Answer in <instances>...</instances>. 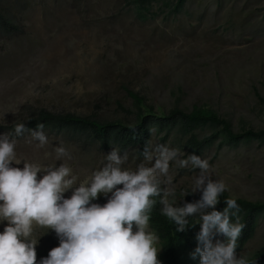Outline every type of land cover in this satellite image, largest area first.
Returning a JSON list of instances; mask_svg holds the SVG:
<instances>
[{
    "label": "rangeland",
    "instance_id": "374dc122",
    "mask_svg": "<svg viewBox=\"0 0 264 264\" xmlns=\"http://www.w3.org/2000/svg\"><path fill=\"white\" fill-rule=\"evenodd\" d=\"M173 2L147 4L141 18L134 0H0V12L20 28L0 31V133L11 134L14 123L41 108L128 122L135 107L127 91L156 111L202 106L228 119L234 131L262 128L264 0H187L177 13ZM212 130L207 126L198 134ZM43 131L48 138L43 147L28 133L11 134L18 160L41 168L64 163L73 170L74 186L87 183L111 151ZM219 141L201 156L209 161L212 178L222 180L232 197L264 201V143ZM182 142L173 135L163 145L179 149L186 159L190 154ZM57 147L71 158L58 160ZM120 152L128 154V169L140 162L151 166L133 149ZM198 172L170 165L175 191L170 202L182 201ZM99 201L106 203L103 196ZM31 238L38 262L58 246L47 228L34 226ZM263 244L264 215L238 256L247 257ZM155 247L160 250L159 240Z\"/></svg>",
    "mask_w": 264,
    "mask_h": 264
},
{
    "label": "clouds",
    "instance_id": "9594fccd",
    "mask_svg": "<svg viewBox=\"0 0 264 264\" xmlns=\"http://www.w3.org/2000/svg\"><path fill=\"white\" fill-rule=\"evenodd\" d=\"M43 129V124L29 129L18 123L14 132L17 137L28 133L43 147L48 143ZM16 148L11 134L0 133V264H161L155 247L158 237L148 230L155 197H160L162 214L178 232L190 227V217H199L191 259L199 258V264H249L237 254V241L246 227L240 222L241 208L229 198L226 207L217 210L227 185L214 180L209 161L195 153L182 159L179 149L148 144L142 155L151 166L140 162L131 170L124 167L127 152L122 155L113 147L90 180L74 186L76 177L66 164L41 168L18 160ZM55 153L58 160L71 158L64 147ZM173 162L199 170L191 192L185 194L199 193V199H183L179 206L170 202L175 195ZM101 196L106 203L97 202ZM34 226L54 231L59 240L39 262L37 242L31 238Z\"/></svg>",
    "mask_w": 264,
    "mask_h": 264
},
{
    "label": "trees",
    "instance_id": "16d2710c",
    "mask_svg": "<svg viewBox=\"0 0 264 264\" xmlns=\"http://www.w3.org/2000/svg\"><path fill=\"white\" fill-rule=\"evenodd\" d=\"M134 1L137 3L138 14L144 18L142 11L145 10L146 5L157 0ZM186 1L174 0L171 7L172 12L177 13L181 10ZM165 4L168 5V2L166 1ZM0 31L17 33L20 28L15 25L12 17L0 12ZM127 92L133 99L135 107L131 111L133 115L131 121L106 120L70 112L57 113L41 108L24 121L14 123L10 133L15 134L14 128L18 123H24L29 129H36L38 124H43L44 129L62 134L68 140L75 141L85 147H95L98 151H108L113 147H118L120 151L133 149L139 158H144L143 149L146 145L151 144L154 138L158 140L157 145H160L173 135L184 139L181 146L190 155L195 153L200 157L218 139H220V143L227 144H237L240 141L249 140H258L261 144L264 143V126L258 130L250 128L238 132L233 130L228 119L221 117L210 108L193 106L190 110H183L175 106L167 112L156 111L154 107L144 103L136 93ZM207 126L213 128L212 132L204 135L198 134V131ZM190 192L191 190L186 191V193ZM185 194L182 201L174 203L176 206L182 204L183 199L191 202L200 197L199 193L186 197ZM229 198L235 199L239 204L241 208L240 222L246 225L237 241L238 254L254 236L259 218L264 215V201L232 197L225 191L220 197L221 202L217 205V210L222 211L226 207L224 201ZM154 199L156 204L150 213L149 226L159 240L158 258L161 264H199V258L193 260L190 256L197 244L195 236L200 230L199 217H190V227L185 232H178L174 222L162 214L160 197ZM99 202L101 204V201ZM233 219L235 220V218ZM56 242L59 244L58 239ZM46 256V253L41 254L39 260ZM245 258L249 264H264V244Z\"/></svg>",
    "mask_w": 264,
    "mask_h": 264
}]
</instances>
